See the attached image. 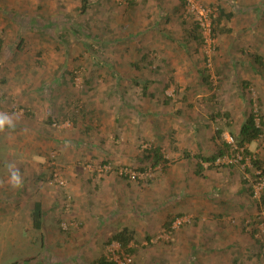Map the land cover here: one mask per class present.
Instances as JSON below:
<instances>
[{"label": "rangeland", "instance_id": "rangeland-1", "mask_svg": "<svg viewBox=\"0 0 264 264\" xmlns=\"http://www.w3.org/2000/svg\"><path fill=\"white\" fill-rule=\"evenodd\" d=\"M195 1L230 31L191 39L180 0H0V264H264V126L236 141L264 121V0Z\"/></svg>", "mask_w": 264, "mask_h": 264}, {"label": "trees", "instance_id": "trees-1", "mask_svg": "<svg viewBox=\"0 0 264 264\" xmlns=\"http://www.w3.org/2000/svg\"><path fill=\"white\" fill-rule=\"evenodd\" d=\"M180 6L183 9V0H180L179 8H180ZM85 7H86L85 0H82L81 10L83 11L85 9ZM217 10H218V13L216 15H213L211 13L212 30H211L210 37L215 35L216 27H218L219 30H221L223 32L224 31L225 32L230 31L228 28L225 29L223 27L226 24H222V20H224V19H225V21L229 20L231 18L232 14L226 13L224 11V9L221 7H218ZM193 23H194V26L192 27V29H190L188 31V36H190L191 39L192 38L195 39L198 43L202 42L205 39V37L201 31V28L197 22L194 21ZM253 57H254L257 64L262 65L261 57L259 55L254 54ZM145 88L146 87H143V92L145 91ZM256 119H258V122L256 121ZM48 122L51 123L52 118H49ZM263 126H264V121L262 120V117L258 116V118H257L256 112H254L253 109L251 108V110L247 113L243 123L241 124L239 131H238V134L236 136V141H237L238 145L244 147L246 143H250L253 140L259 138L263 134ZM220 132L221 131H219V133ZM223 146L224 147H220L217 152H214L209 156L197 155L196 157L200 162H209L212 164L215 162V160L217 159L218 156H221L223 154V152H224L223 150L229 149V147L231 145H229V143L223 142ZM147 152L150 156L149 158H150L151 164L153 166H156L159 163L167 161V159H165L162 156L159 146H155L153 148L150 147L149 149H147ZM187 155L188 154L186 153V156ZM252 162H253V165L255 166V168H263V166H262L263 161L261 159L253 160ZM197 167L199 169L200 168L202 169L201 163L197 162ZM263 196H264V192H263ZM30 216H31L33 228L40 231L42 228V224H43L44 212H43L42 204L39 200H35L33 202L32 209L30 212ZM132 239H133L132 234L127 232L125 229H122V230L117 231L113 234H110L108 239H107V242L110 243L113 241H117V242H119V244L121 246L126 247L127 244ZM21 262L22 261L18 260V261H15L14 264H21ZM98 263L99 264H117L114 261L106 260L104 257H101L100 259H98Z\"/></svg>", "mask_w": 264, "mask_h": 264}, {"label": "built area", "instance_id": "built-area-1", "mask_svg": "<svg viewBox=\"0 0 264 264\" xmlns=\"http://www.w3.org/2000/svg\"><path fill=\"white\" fill-rule=\"evenodd\" d=\"M182 12L184 17H189L198 23L204 37H210L212 30V17L209 9H206L195 0H183ZM227 142L231 144L230 142H233L232 138L230 137V139H227ZM216 160L219 159L217 158ZM56 180L60 184H64V181L60 177L56 178ZM128 262H130V258L124 257L123 261H120V264H127Z\"/></svg>", "mask_w": 264, "mask_h": 264}, {"label": "clouds", "instance_id": "clouds-1", "mask_svg": "<svg viewBox=\"0 0 264 264\" xmlns=\"http://www.w3.org/2000/svg\"><path fill=\"white\" fill-rule=\"evenodd\" d=\"M3 126V124H2V122H0V127H2ZM12 179H13V181H19V177H18V174H13V176H12Z\"/></svg>", "mask_w": 264, "mask_h": 264}]
</instances>
